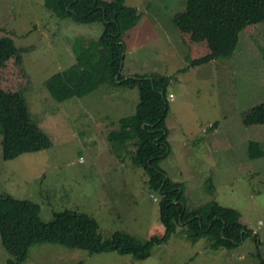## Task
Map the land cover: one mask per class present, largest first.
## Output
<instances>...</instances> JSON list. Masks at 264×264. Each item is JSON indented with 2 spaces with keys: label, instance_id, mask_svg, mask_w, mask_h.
Segmentation results:
<instances>
[{
  "label": "rangeland",
  "instance_id": "1",
  "mask_svg": "<svg viewBox=\"0 0 264 264\" xmlns=\"http://www.w3.org/2000/svg\"><path fill=\"white\" fill-rule=\"evenodd\" d=\"M147 1L124 0L140 16L122 34V73L170 76L169 153L159 166L181 183L188 207L215 200L238 210L245 238L233 248L212 249L206 236L192 241L186 226L178 225L145 259L42 242L29 247L21 264H252L257 250L264 254V124L246 125L241 113L264 101V26L254 33L242 30L232 55L186 68L188 49L171 20L186 0H152L149 6ZM102 31L101 22L56 16L44 0H0V37L11 35L24 49L31 85L23 96L32 119L52 141L11 160L2 157L0 143V193L38 203L42 221L55 211L74 209L94 217L103 237L120 230L143 242L164 231L160 193L136 163L139 140L109 138L120 117L135 113L138 88L105 82L59 102L45 85L51 74L75 62L73 45ZM251 139L263 149L252 159L246 155ZM9 257L0 239V264Z\"/></svg>",
  "mask_w": 264,
  "mask_h": 264
},
{
  "label": "trees",
  "instance_id": "2",
  "mask_svg": "<svg viewBox=\"0 0 264 264\" xmlns=\"http://www.w3.org/2000/svg\"><path fill=\"white\" fill-rule=\"evenodd\" d=\"M44 2L58 17L103 25L96 39L73 45V64L45 80L48 91L57 101L83 96L105 82L138 88L140 99L135 113L120 117L118 129L111 130L109 138L139 140L136 163L148 175L150 187L160 193L159 218L164 231L143 242L120 230L103 237L97 220L85 212L66 208L53 212L51 220L42 221L38 203L3 192L0 193V239L10 254L6 264H21L29 247L42 242L81 248L90 253L115 251L145 259L152 246L166 242L178 225L186 226L192 241L206 236L212 249L233 248L240 244L246 231L238 219V210L215 200L188 207L181 183L171 180L159 166L160 160L169 153L165 116L169 107L167 85L170 76L147 73L124 76L122 73L125 57L122 34L138 21L137 8L125 4L124 0ZM149 2L152 0L146 2L147 6ZM171 20L188 49L186 68H189L232 55L242 30L250 33L260 24L264 26V0H186V7ZM10 36L0 37V143L5 160L52 144L31 117L23 96L24 90L31 85L22 58L24 49ZM241 113L246 125L264 124V101ZM246 155L250 159L263 155L261 144L249 140ZM255 255L256 261L252 264H264V254L257 250Z\"/></svg>",
  "mask_w": 264,
  "mask_h": 264
},
{
  "label": "built area",
  "instance_id": "3",
  "mask_svg": "<svg viewBox=\"0 0 264 264\" xmlns=\"http://www.w3.org/2000/svg\"><path fill=\"white\" fill-rule=\"evenodd\" d=\"M169 96H170L171 99L173 98V95L171 93L169 94Z\"/></svg>",
  "mask_w": 264,
  "mask_h": 264
},
{
  "label": "crops",
  "instance_id": "4",
  "mask_svg": "<svg viewBox=\"0 0 264 264\" xmlns=\"http://www.w3.org/2000/svg\"><path fill=\"white\" fill-rule=\"evenodd\" d=\"M125 57H126V55H125ZM129 69H130V67H128ZM131 74V73H130Z\"/></svg>",
  "mask_w": 264,
  "mask_h": 264
},
{
  "label": "clouds",
  "instance_id": "5",
  "mask_svg": "<svg viewBox=\"0 0 264 264\" xmlns=\"http://www.w3.org/2000/svg\"><path fill=\"white\" fill-rule=\"evenodd\" d=\"M170 94V93H169ZM172 94V93H171ZM170 97V96H169ZM171 99V98H170ZM173 99V98H172Z\"/></svg>",
  "mask_w": 264,
  "mask_h": 264
}]
</instances>
